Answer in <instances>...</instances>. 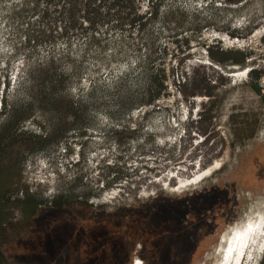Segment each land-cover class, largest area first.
Returning <instances> with one entry per match:
<instances>
[{"label": "rangeland", "instance_id": "374dc122", "mask_svg": "<svg viewBox=\"0 0 264 264\" xmlns=\"http://www.w3.org/2000/svg\"><path fill=\"white\" fill-rule=\"evenodd\" d=\"M0 190L3 264H264V0H0Z\"/></svg>", "mask_w": 264, "mask_h": 264}, {"label": "trees", "instance_id": "16d2710c", "mask_svg": "<svg viewBox=\"0 0 264 264\" xmlns=\"http://www.w3.org/2000/svg\"><path fill=\"white\" fill-rule=\"evenodd\" d=\"M145 73L146 72L141 71L137 75L143 74L147 77V79L144 77L145 78V86H144L143 90H145L146 88L149 87L148 95H146L148 97V100H146L145 98L144 99L141 98L139 101H135L134 99L125 101L124 99H122V101L124 102V105L128 106L127 109L134 108V107H137L140 105H147V104L149 105L152 102H154L158 97H160L161 90L158 91V89H160V88L162 89V87H164V79L166 78V76L164 74H157L156 76H153L154 74L152 75L149 72H148L149 75L145 74ZM132 74H134V73H131L130 75H125V76L119 78L120 82L122 84H124L125 87H128V84L130 83L129 78H131L133 76ZM148 76H149V78H148ZM78 100H79V102L71 101V107L73 109L81 107V99L78 98ZM77 111H80V109H78ZM77 115L78 114H76L75 116H77ZM1 194H3L2 190H0V196H1ZM36 212H37V209H35V207L32 204L27 206V211H26L27 215L34 216V215H36ZM0 214H1V211H0ZM45 241H46V243L50 242V240H48V242H47V239H46V240H43V242L41 241V243H44ZM9 242H10L9 234H7L5 232V226L2 223V219L0 218V264H3L5 262V256L2 252V247L7 245ZM46 243L42 244L40 246H35V247L30 248L29 254L33 253V254L38 255L37 252H39L42 255H43V253L48 254L49 251L51 252V248L52 249H54V248L51 244H49V246H48V244H46ZM49 247H50V250H49ZM95 251L96 250L86 249V251L83 254L84 257L82 260V264H101L99 256L97 254H93Z\"/></svg>", "mask_w": 264, "mask_h": 264}, {"label": "snow or ice", "instance_id": "6c2138e0", "mask_svg": "<svg viewBox=\"0 0 264 264\" xmlns=\"http://www.w3.org/2000/svg\"><path fill=\"white\" fill-rule=\"evenodd\" d=\"M256 227H259V225H257ZM249 232H252L254 230V226L252 224L248 225V229Z\"/></svg>", "mask_w": 264, "mask_h": 264}, {"label": "bare ground", "instance_id": "6f19581e", "mask_svg": "<svg viewBox=\"0 0 264 264\" xmlns=\"http://www.w3.org/2000/svg\"><path fill=\"white\" fill-rule=\"evenodd\" d=\"M241 238V237H240Z\"/></svg>", "mask_w": 264, "mask_h": 264}]
</instances>
